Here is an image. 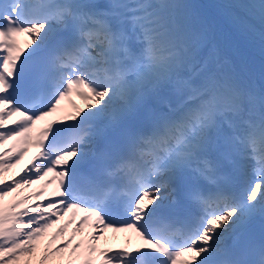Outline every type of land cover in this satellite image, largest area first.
I'll return each instance as SVG.
<instances>
[{
    "label": "snow or ice",
    "instance_id": "snow-or-ice-1",
    "mask_svg": "<svg viewBox=\"0 0 264 264\" xmlns=\"http://www.w3.org/2000/svg\"><path fill=\"white\" fill-rule=\"evenodd\" d=\"M0 264H264V0H0Z\"/></svg>",
    "mask_w": 264,
    "mask_h": 264
},
{
    "label": "bare ground",
    "instance_id": "bare-ground-1",
    "mask_svg": "<svg viewBox=\"0 0 264 264\" xmlns=\"http://www.w3.org/2000/svg\"><path fill=\"white\" fill-rule=\"evenodd\" d=\"M196 2L210 4V3H219V2H222V0H196ZM254 55H255L256 61L258 63L259 59H260V52H259L258 46H256V48L254 50ZM74 99L76 100L77 104H81V105L83 104V102L81 100H79L78 98L74 97ZM34 152H35V149H32L30 151L29 156L26 157L25 162H27V160L30 159L31 155L34 154ZM22 166L23 165H21L20 167H22ZM133 242H135V241H133ZM109 244L113 247H122V246H125L126 240L124 239V237L122 235L109 233Z\"/></svg>",
    "mask_w": 264,
    "mask_h": 264
}]
</instances>
